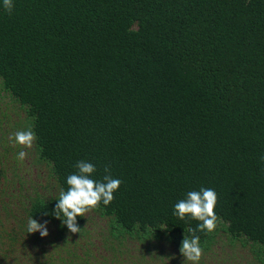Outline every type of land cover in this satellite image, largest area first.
Instances as JSON below:
<instances>
[{
	"label": "trees",
	"instance_id": "obj_1",
	"mask_svg": "<svg viewBox=\"0 0 264 264\" xmlns=\"http://www.w3.org/2000/svg\"><path fill=\"white\" fill-rule=\"evenodd\" d=\"M13 3L0 0V264H95L97 247L119 258L126 244L184 264L199 222L174 206L201 188L217 222L196 232L199 264L227 242L264 264V0ZM29 128L31 148L9 139ZM78 161L122 183L74 234L54 211ZM29 217L49 235L27 233Z\"/></svg>",
	"mask_w": 264,
	"mask_h": 264
},
{
	"label": "clouds",
	"instance_id": "obj_2",
	"mask_svg": "<svg viewBox=\"0 0 264 264\" xmlns=\"http://www.w3.org/2000/svg\"><path fill=\"white\" fill-rule=\"evenodd\" d=\"M3 8L9 14L14 9L13 0H3ZM15 144L25 148H31L37 137L35 132L20 130L9 137ZM27 153L21 150L18 153V159L23 161ZM75 167L78 172L67 177V190L63 188L59 191L54 215L56 219L62 220V226H67L71 233H79L81 229L77 225V217H83L89 211L97 208L102 202L107 206L114 200V192L117 191L122 183L120 179L113 178L111 167L105 166L106 173L102 181L92 178L96 168L92 163L78 161ZM217 205V193L210 188H201L199 191H190L185 199L178 201L174 206L173 215L182 221H198L197 228L187 229L182 240L180 253L185 258L184 264H199L203 255V249L200 246V237L196 235L197 231L211 233L216 228L217 216L215 207ZM48 222L39 223L33 217L27 220V233L39 232L41 237L49 235Z\"/></svg>",
	"mask_w": 264,
	"mask_h": 264
},
{
	"label": "rangeland",
	"instance_id": "obj_3",
	"mask_svg": "<svg viewBox=\"0 0 264 264\" xmlns=\"http://www.w3.org/2000/svg\"><path fill=\"white\" fill-rule=\"evenodd\" d=\"M28 172L34 181L35 180L39 181V179L37 178V171L34 166L29 165ZM219 244L220 243H218L217 252H216L217 259L212 258L216 261H212L211 264H244L241 262L242 260L246 262L250 260L256 261L255 254L247 247L233 248L228 242L226 243V245L222 244V246H219ZM139 245L140 246L131 245L133 249L131 251L127 244L124 245L122 252H119V258L117 252L106 250L105 248L104 250L102 248L97 247L95 251L96 255L94 256L95 259L94 263L110 264L111 262V264H160L161 262L166 261L167 264V262H169L168 261L169 255L167 254L166 250L163 249V255L160 256V258L155 259V254L153 252L151 253V251H148V249L145 248L147 246L143 244H139ZM34 250H36L34 247L28 246V248H25L23 253H27L31 251L34 252ZM15 256L17 258V254H15ZM54 257L55 258L53 259V261H50L49 264H69L70 262L68 259H64L62 257L61 258L58 257L59 259H56V256ZM33 259H35V256H33Z\"/></svg>",
	"mask_w": 264,
	"mask_h": 264
}]
</instances>
